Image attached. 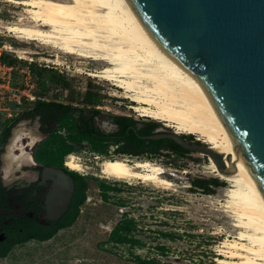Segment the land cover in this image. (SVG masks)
<instances>
[{
    "label": "rangeland",
    "instance_id": "obj_1",
    "mask_svg": "<svg viewBox=\"0 0 264 264\" xmlns=\"http://www.w3.org/2000/svg\"><path fill=\"white\" fill-rule=\"evenodd\" d=\"M14 25L39 24L23 5L0 0V138L4 121L15 120L43 98L99 110L101 116L96 124L104 132L113 131L110 118L128 116L142 125L157 122L155 133H177L187 137L188 142L208 145L198 135L178 130L170 121L140 115L132 106L156 108L132 101L128 98L130 94L114 82L91 75L106 64L19 38L8 30ZM31 63L45 68L52 77L56 74L65 76L66 87L50 82V90L43 94L37 77L30 70ZM87 93L98 95L93 97L97 100L94 107L84 103ZM20 124L29 131L34 128L28 121ZM42 140L40 138L32 153L38 150ZM168 154L162 151L161 156L138 160L159 165L165 172L163 177L173 183L170 189L140 180L101 177L100 164L107 157L94 153L88 143L82 144L79 152L64 159L67 167L66 162L73 158L81 165L82 171H72L88 176L87 198L74 225L62 229L48 241L31 242L12 249L7 258H0V264H136L132 261L133 255L170 264H220L217 260L224 258L220 249L226 248L224 244L237 240L243 233L226 207L228 191L232 187L212 171L207 156L190 152L184 157L171 155L168 158ZM108 157L129 156L118 154L116 147H110ZM93 161H99V171ZM200 178H219L226 185L208 195L192 184L193 179ZM101 185L113 188L107 193V201L101 196ZM125 214L137 223L133 236L143 243L142 247L115 246L110 241L111 232ZM162 232L177 234L176 239L166 238Z\"/></svg>",
    "mask_w": 264,
    "mask_h": 264
},
{
    "label": "bare ground",
    "instance_id": "obj_2",
    "mask_svg": "<svg viewBox=\"0 0 264 264\" xmlns=\"http://www.w3.org/2000/svg\"><path fill=\"white\" fill-rule=\"evenodd\" d=\"M5 1L26 7L39 24L9 26L11 33L66 54L106 64L91 75L114 82L130 94L128 98L132 101L156 108L132 106L140 115L170 121L178 130L198 135L222 154L225 162L232 151L235 153L236 170L227 163L230 174L220 172L216 162L209 159L212 171L232 187L226 207L234 215L237 227L243 229L237 240L224 244L226 248L220 249L224 258L217 261L220 264H264V196L240 152H236L229 128L197 82L166 54L127 1ZM21 127L15 130L8 146L5 168L8 177L31 164L30 150L40 140L33 130ZM66 165L71 170L82 171L73 158ZM100 172L101 177L106 178L140 180L166 189L173 186L171 180L163 177L164 170L150 161L107 158L101 162Z\"/></svg>",
    "mask_w": 264,
    "mask_h": 264
},
{
    "label": "water",
    "instance_id": "obj_3",
    "mask_svg": "<svg viewBox=\"0 0 264 264\" xmlns=\"http://www.w3.org/2000/svg\"><path fill=\"white\" fill-rule=\"evenodd\" d=\"M166 54L197 82L229 128L264 196V0H126ZM143 140L170 139L187 151L213 159L220 172L236 170L234 152L224 161L209 145L182 135L154 133ZM203 143H205L203 141ZM55 177L57 196L67 210L74 183L63 170L45 168Z\"/></svg>",
    "mask_w": 264,
    "mask_h": 264
},
{
    "label": "trees",
    "instance_id": "obj_4",
    "mask_svg": "<svg viewBox=\"0 0 264 264\" xmlns=\"http://www.w3.org/2000/svg\"><path fill=\"white\" fill-rule=\"evenodd\" d=\"M30 70L34 76L37 77L38 85L43 94H46L50 90V82L55 83V86L63 84L66 87L67 82L65 76L62 74H56L52 77L48 74V70L42 69L38 64H30ZM98 95H92L87 93L83 99L84 103L94 107ZM94 97V98H93ZM93 113L91 121L88 119V114ZM23 117H34L35 115H41L43 119L49 121H56L55 128L51 131L49 136L41 142L38 150L35 152V159L42 163L54 164L58 163L69 174L75 175L78 178V186L75 197V206L72 208L71 213L65 216L62 221L56 224L53 231L35 236L39 241H48L52 239L60 230L69 228L74 225L79 214L80 207L85 203L88 191V182L83 179V176L78 172L69 170L64 166V159L66 156L79 152L81 146L84 143L91 145L93 152L102 156H106L109 159H115L108 157L110 147L118 145L116 152L122 154V148L124 144L133 145L141 149L140 153H149L151 157L161 156L162 151L168 152V158L184 157V155L190 153L185 150L173 140L161 139V140H143L139 136H149L155 133L158 127V123L151 121L143 124V126L136 132L133 127L136 123L131 117L128 116H114V120L118 123L119 129L115 133H103L93 123L95 116H100V111L95 108H81L80 106H74L71 104H65L56 101H46L43 98L38 99L31 110L28 109L24 112ZM64 132V133H62ZM185 139L187 137L183 136ZM201 144L200 142H195ZM192 184L196 189L201 190L203 193L212 195L215 193V189L224 187L226 184L219 180V178L213 179H193ZM101 196L104 201H107V193L113 188L110 186L101 185ZM137 230V223L134 219L129 218L126 214L121 219L110 235V241L115 246L118 245H130L132 248L142 247L143 243L133 236V233ZM162 235L166 238L175 240L177 234L162 232ZM11 248H6L0 252V257H7L11 252ZM163 250V248H162ZM162 255L165 253L162 251ZM132 261L136 264H170L162 263L156 259L142 258L138 255H133Z\"/></svg>",
    "mask_w": 264,
    "mask_h": 264
},
{
    "label": "flooded vegetation",
    "instance_id": "obj_5",
    "mask_svg": "<svg viewBox=\"0 0 264 264\" xmlns=\"http://www.w3.org/2000/svg\"><path fill=\"white\" fill-rule=\"evenodd\" d=\"M80 107L83 108L82 106ZM28 109L31 110V108ZM22 114L17 116L13 121H4L0 138V252L6 248L14 249L25 246L31 242H45L39 241L35 236L53 231L56 224L71 213L76 203L77 176L69 174L58 163L49 164L37 161L35 159V151L32 153V149L35 146L30 150L31 164L19 168L14 172L13 176H6L5 168L8 166V146L15 135V130L21 126L20 123L28 121L34 126L33 131L35 134L43 140L49 136L57 123L56 121L50 123L43 119L41 115L23 117ZM92 116L93 113L88 114L90 121ZM100 116H95L93 119L92 124L95 127L103 133H115L118 131L119 125L114 118L109 119V124L112 126L113 131L104 132L100 129L96 124ZM142 126V124L136 123L131 128H134L137 132ZM115 147L117 149L118 145ZM122 149L123 155H127L134 160L151 156L149 153H140L141 149L133 145L124 144ZM93 163L95 169L99 171V161H93ZM47 167L63 170L71 177L75 186L73 197L67 210L57 220H48L46 217L57 216L63 209L64 199L56 195L57 183L55 177L44 173V169ZM82 176L87 182L88 176Z\"/></svg>",
    "mask_w": 264,
    "mask_h": 264
}]
</instances>
